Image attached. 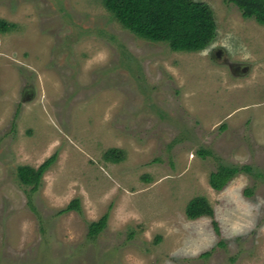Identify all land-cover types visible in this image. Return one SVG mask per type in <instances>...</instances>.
<instances>
[{
    "label": "rangeland",
    "instance_id": "obj_1",
    "mask_svg": "<svg viewBox=\"0 0 264 264\" xmlns=\"http://www.w3.org/2000/svg\"><path fill=\"white\" fill-rule=\"evenodd\" d=\"M197 1L216 36L175 51L103 0H0V264H264V25ZM219 164L252 171L217 191ZM197 196L213 218L188 217Z\"/></svg>",
    "mask_w": 264,
    "mask_h": 264
},
{
    "label": "trees",
    "instance_id": "obj_2",
    "mask_svg": "<svg viewBox=\"0 0 264 264\" xmlns=\"http://www.w3.org/2000/svg\"><path fill=\"white\" fill-rule=\"evenodd\" d=\"M235 4L242 16L254 19L264 25V0H225ZM105 7L126 28L138 36L154 42H166L175 51H199L206 48L215 38L217 24L209 5L197 0H103ZM12 24L0 20V31L8 30ZM208 151H201L205 155ZM58 153L47 158L37 169L22 165L17 169L23 184L37 191L42 176L57 159ZM241 169L252 171L250 165L242 167L219 164L210 174V185L220 191L224 189ZM252 188L245 189V195L251 196ZM81 210L80 200L73 199L59 214ZM190 219L202 216L214 217L213 209L204 196L193 198L187 206ZM108 214L89 223L88 234L98 235L107 226ZM216 230L219 223L213 219ZM224 244L223 241L219 245ZM206 255V254H205Z\"/></svg>",
    "mask_w": 264,
    "mask_h": 264
}]
</instances>
